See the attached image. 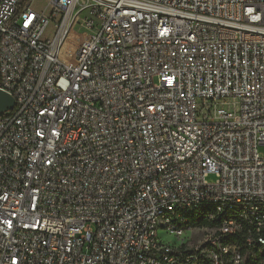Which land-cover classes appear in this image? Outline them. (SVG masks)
<instances>
[{
    "label": "built area",
    "instance_id": "obj_1",
    "mask_svg": "<svg viewBox=\"0 0 264 264\" xmlns=\"http://www.w3.org/2000/svg\"><path fill=\"white\" fill-rule=\"evenodd\" d=\"M0 90V264H264V0H0Z\"/></svg>",
    "mask_w": 264,
    "mask_h": 264
},
{
    "label": "water",
    "instance_id": "obj_2",
    "mask_svg": "<svg viewBox=\"0 0 264 264\" xmlns=\"http://www.w3.org/2000/svg\"><path fill=\"white\" fill-rule=\"evenodd\" d=\"M14 100L7 93L0 90V115L12 111Z\"/></svg>",
    "mask_w": 264,
    "mask_h": 264
},
{
    "label": "rangeland",
    "instance_id": "obj_3",
    "mask_svg": "<svg viewBox=\"0 0 264 264\" xmlns=\"http://www.w3.org/2000/svg\"><path fill=\"white\" fill-rule=\"evenodd\" d=\"M259 153H260L262 156H264V145L259 147ZM215 180H216V178H215L214 175L209 176L208 179H207V181H208L209 183H214Z\"/></svg>",
    "mask_w": 264,
    "mask_h": 264
}]
</instances>
